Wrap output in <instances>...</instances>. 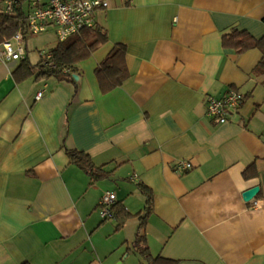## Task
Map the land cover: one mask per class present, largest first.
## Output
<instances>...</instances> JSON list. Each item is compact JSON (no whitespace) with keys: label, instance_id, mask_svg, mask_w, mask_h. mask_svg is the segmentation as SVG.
I'll list each match as a JSON object with an SVG mask.
<instances>
[{"label":"crops","instance_id":"obj_1","mask_svg":"<svg viewBox=\"0 0 264 264\" xmlns=\"http://www.w3.org/2000/svg\"><path fill=\"white\" fill-rule=\"evenodd\" d=\"M107 1L92 14L107 40L75 64L73 82L20 79L24 58L0 60V264H147L132 247L141 185L152 192L143 231L152 256L264 264L261 52L222 42L231 29L262 37L264 0ZM115 44L126 47L129 75L103 92L95 68ZM35 48L40 61L45 43ZM230 88L243 99L219 122L206 114L207 97ZM67 149L107 174L93 178ZM179 160L192 167L178 169ZM105 191L117 203L108 222L97 212Z\"/></svg>","mask_w":264,"mask_h":264},{"label":"trees","instance_id":"obj_2","mask_svg":"<svg viewBox=\"0 0 264 264\" xmlns=\"http://www.w3.org/2000/svg\"><path fill=\"white\" fill-rule=\"evenodd\" d=\"M22 16V14H18L17 16H0V41L10 39L17 30L21 29L24 19V16ZM106 40L107 33L105 28L97 24L85 26L76 35L58 42L55 47L49 50V52L52 53V67H44L41 60L36 64H31L24 58L21 60L14 73L20 79L32 75H34L35 78H48L53 76L59 80L73 82L72 74L75 71V64L89 57L90 54ZM222 42L225 46L234 48L237 53L257 48L261 52V59L257 63L255 71L264 73V35L260 38H255L246 30L231 29L222 36ZM128 75L126 47L123 44H115L95 68V76L103 92L119 86ZM67 155L71 162L86 169L93 178L107 174V172L102 171L100 167H95L89 155L82 151L67 149ZM244 176L249 177L250 173L245 171ZM140 188L146 196V206L143 215L138 216L139 225L132 247L147 260V264H173V260H168L161 256H152L147 247H143L145 244V235L143 231L146 223V216L150 213L152 208V192L144 185H141ZM116 204L115 202L113 205L115 214ZM127 216L128 215L123 214L117 227L122 225L124 218Z\"/></svg>","mask_w":264,"mask_h":264},{"label":"built area","instance_id":"obj_3","mask_svg":"<svg viewBox=\"0 0 264 264\" xmlns=\"http://www.w3.org/2000/svg\"><path fill=\"white\" fill-rule=\"evenodd\" d=\"M108 5L107 0H0V16H24L21 29L17 30L11 39L0 42V60H20L25 58L24 39L29 35H38L52 28L58 40L64 41L78 33L85 26L94 24L92 14L94 10ZM22 16V17H23ZM44 67H52V53L44 51L41 54ZM44 88L39 89L35 99H40ZM243 95L236 89H228L223 96L216 98L209 95L206 101V114L219 122L228 121L242 102ZM192 167L188 160H179L177 168L187 170ZM116 195L112 191H105L100 199V215L103 219L115 217L113 205ZM255 201L253 206L261 204Z\"/></svg>","mask_w":264,"mask_h":264},{"label":"rangeland","instance_id":"obj_4","mask_svg":"<svg viewBox=\"0 0 264 264\" xmlns=\"http://www.w3.org/2000/svg\"><path fill=\"white\" fill-rule=\"evenodd\" d=\"M28 47H29V62L35 64L39 60V53L35 48L36 45L45 43V51H49V48L53 47L56 42V36L54 31L50 30L45 33H40L39 35H29L27 38ZM53 77V76H51ZM56 78V77H53ZM100 211V208H97V212ZM100 215V214H99ZM111 219H107V222Z\"/></svg>","mask_w":264,"mask_h":264},{"label":"water","instance_id":"obj_5","mask_svg":"<svg viewBox=\"0 0 264 264\" xmlns=\"http://www.w3.org/2000/svg\"><path fill=\"white\" fill-rule=\"evenodd\" d=\"M259 191V186L255 185V186H252L248 189H246L242 196H243V199L245 201H248L250 200L253 196H255V194H257V192Z\"/></svg>","mask_w":264,"mask_h":264}]
</instances>
